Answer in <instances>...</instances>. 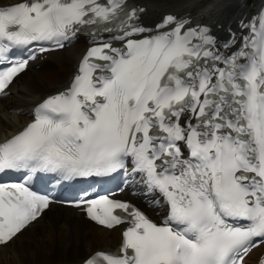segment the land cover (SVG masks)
Wrapping results in <instances>:
<instances>
[{
    "label": "snow or ice",
    "instance_id": "6c2138e0",
    "mask_svg": "<svg viewBox=\"0 0 264 264\" xmlns=\"http://www.w3.org/2000/svg\"><path fill=\"white\" fill-rule=\"evenodd\" d=\"M145 12L133 0H0V99L30 63L86 43L66 87L13 110L31 119L0 141V247L56 202L33 190L46 178L77 189L73 206L95 224L123 226L115 252L81 264H264V8L225 35L188 16L147 24ZM117 176L159 222L95 189Z\"/></svg>",
    "mask_w": 264,
    "mask_h": 264
},
{
    "label": "bare ground",
    "instance_id": "6f19581e",
    "mask_svg": "<svg viewBox=\"0 0 264 264\" xmlns=\"http://www.w3.org/2000/svg\"><path fill=\"white\" fill-rule=\"evenodd\" d=\"M15 2L16 0H4L7 4ZM133 3L146 10L143 20L147 24L159 21L166 14L188 16L208 24L218 35H225V30L229 27L235 30L242 19L251 18L253 13L264 8V0L256 2L253 0H133ZM83 40L81 38L74 47L70 48L69 53H66L67 50L59 51L49 54L47 59L37 60L17 78L11 96L0 102V141L21 130L22 126L31 119L30 115L13 114V110L22 109L24 113H28L38 98L55 94L67 86L72 74L77 70L80 58L86 51V44L84 48L80 47ZM56 66L60 70L67 68L65 70L67 77H61L57 81L53 80L54 83L49 82L50 76L44 79L37 78L42 75V71L54 69ZM31 72L37 76H31L28 84L17 87L20 79ZM41 84L45 85L41 86ZM6 100L9 106H5ZM119 199L134 201L128 193L123 194ZM146 205L147 203L140 202V206L148 214L158 219L152 210L146 209ZM49 213L54 215L53 221L43 225L41 234L38 233L35 237L44 245L50 243L52 245L50 251H48L49 248L44 247L45 251L42 249L39 253L35 252L26 261L16 254L5 257L9 253L7 251L9 246L1 247L0 264H81V260L88 253L96 250L107 252L118 247L120 243L121 229L108 231L93 225L77 211L70 208L53 207L45 212L38 222L27 228L12 244L23 235L38 228V224L44 221ZM12 244L10 246L14 245ZM259 255L260 253H256L253 259L255 260ZM13 256L16 261L9 263Z\"/></svg>",
    "mask_w": 264,
    "mask_h": 264
},
{
    "label": "rangeland",
    "instance_id": "374dc122",
    "mask_svg": "<svg viewBox=\"0 0 264 264\" xmlns=\"http://www.w3.org/2000/svg\"><path fill=\"white\" fill-rule=\"evenodd\" d=\"M80 47L82 48L81 45H80ZM84 47L85 46L83 45V48ZM69 51H70V49L68 51H66V53H69ZM57 67L58 66L54 67V69L50 68V69H46V70L42 71V73H41L42 77L40 76L37 78H39V79L43 78L44 79V78H47L48 76H50L49 82L54 83V81H57L61 77H64V76L67 77V74L65 73V70L67 68L64 70V68H65L64 67L60 70V68L58 69ZM46 71H49V72H46ZM24 75H26V74H24ZM33 75H35V74H33V72H31L30 74H27L26 76L22 77L20 79L19 83L17 84V87L28 84V82L31 80V76H33ZM35 76H37V75H35ZM44 85L45 84H41V86H44ZM6 102L7 103L5 104V106H9L8 100H6ZM53 219H54V215H51V213H49L44 218V221H42L41 223L38 224V228L36 227V229H34L33 232L31 231L28 234L23 235L20 239H18L15 243H13L14 245L12 244L13 246H9L7 249V251L9 253H7L8 255L6 254L5 257L11 256V254H13V255L16 254L21 259L23 258L24 260L27 261L28 260L27 258L30 257V255H34V253L37 251H38V253L42 249H43V251H45V248H49L48 251H50V248H52V245L50 243H47L45 245L42 244V242L37 240V238L35 236H37L36 234H38V233L41 234L40 231H41L42 226L45 225L49 221L52 222ZM40 225H41V227H40ZM34 238H36V239L34 240ZM15 261H16V258H15V256H13V259L10 260L9 263H12Z\"/></svg>",
    "mask_w": 264,
    "mask_h": 264
}]
</instances>
